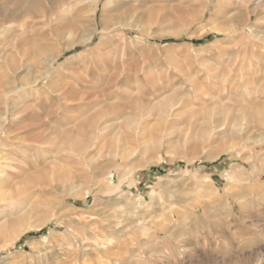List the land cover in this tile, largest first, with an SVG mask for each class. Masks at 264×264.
Masks as SVG:
<instances>
[{"label":"rangeland","instance_id":"obj_1","mask_svg":"<svg viewBox=\"0 0 264 264\" xmlns=\"http://www.w3.org/2000/svg\"><path fill=\"white\" fill-rule=\"evenodd\" d=\"M11 1L0 264H264V0Z\"/></svg>","mask_w":264,"mask_h":264},{"label":"bare ground","instance_id":"obj_2","mask_svg":"<svg viewBox=\"0 0 264 264\" xmlns=\"http://www.w3.org/2000/svg\"><path fill=\"white\" fill-rule=\"evenodd\" d=\"M93 2H96V0H93ZM30 5H32V4H30ZM11 7H13L14 9H16V11H18V10H20V11H24L22 8H21V6H19L18 4H15L14 3V1H11V0H8V1H6V3L3 5V6H1L0 7V37H2V35L4 34V31H5V25L7 24V23H11L10 21H8L7 22V19H8V15H10L11 13H13V11L12 12H10V9H11ZM32 9H33V7L32 6H30L29 7V9L28 10H26V11H24V14H30L31 13V11H32ZM20 14H21V12H20ZM19 15V14H18ZM18 15H16V17L15 18H17L18 17ZM20 16V15H19ZM91 17V16H90ZM9 19H10V17H9ZM18 20H19V18H17ZM15 24H17L16 23V21L14 22ZM14 23H12V24H14ZM8 25V24H7ZM9 28V27H8ZM17 28H19V27H17ZM11 31H12V28H11ZM93 35H94V33H89V34H87L83 39H82V42L83 43H88V42H90L91 41V39H92V37H93ZM0 39H2V38H0ZM2 43V42H1ZM3 44V43H2ZM3 46V45H2ZM13 48H15V47H13ZM16 50H18V49H16ZM11 52H13L12 50L9 52V53H11ZM5 53V52H4ZM15 53H17V51L15 52ZM18 53H20L19 51H18ZM8 56H10V55H8L7 54V56L6 57H8ZM6 57H4V58H6ZM0 59L2 60V56L0 57ZM7 59V58H6ZM32 84V83H31ZM27 85V84H26ZM33 85V84H32ZM27 86H29V85H27ZM13 91H15V89H13ZM13 91H9L10 93H13ZM14 103V102H13ZM12 104V103H11ZM7 115V114H6ZM10 115H15V114H10ZM6 119H7V116L5 117V120H4V123L6 122ZM3 125H1V127H2Z\"/></svg>","mask_w":264,"mask_h":264}]
</instances>
